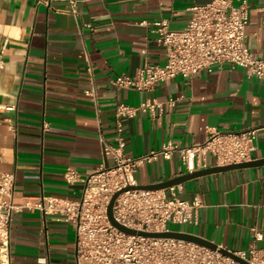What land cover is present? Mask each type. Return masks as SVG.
Segmentation results:
<instances>
[{
	"label": "crops",
	"instance_id": "1",
	"mask_svg": "<svg viewBox=\"0 0 264 264\" xmlns=\"http://www.w3.org/2000/svg\"><path fill=\"white\" fill-rule=\"evenodd\" d=\"M207 1L0 0V174L14 173L15 204L32 205L42 194L78 198L83 181L67 182L64 171L73 168L85 178L110 166L102 147L115 144L117 120L128 157L167 142H203L213 127L256 128L250 160L264 158V76L222 62L190 78L159 81L151 91L111 84L118 74L133 76L147 63H164L154 21L167 19L169 29H182L190 7ZM248 1L245 40L264 58V0ZM148 96L175 103L155 115L116 117L118 103L137 105ZM182 173L176 154H158L140 163L133 176L137 184H149ZM177 194L188 201L198 196L202 205L197 224L171 229L232 251L252 242L264 248V164L191 178L177 185ZM255 230L261 239H254ZM74 239L70 222L23 207L11 216L10 264H76Z\"/></svg>",
	"mask_w": 264,
	"mask_h": 264
},
{
	"label": "built area",
	"instance_id": "2",
	"mask_svg": "<svg viewBox=\"0 0 264 264\" xmlns=\"http://www.w3.org/2000/svg\"><path fill=\"white\" fill-rule=\"evenodd\" d=\"M75 1L70 0L72 5ZM190 10V18L179 30L169 29L167 19L153 22L156 41L164 47V63H147L133 76L126 73L116 75L111 84L117 90L134 87L151 91L159 81L177 75L190 78L196 72L210 71L222 62L246 68L249 76H264V58L255 56L245 40L248 0H209L191 6ZM3 66L0 58V70ZM174 103L173 98L160 101L148 96L137 105L118 103L115 115L117 118L133 117L138 111L155 115L163 111L164 104L172 106ZM121 130V123L117 120L115 144L103 143V154L113 161L110 166L100 167L85 178L73 168L64 171L67 182L83 181L78 198L42 194L32 205H17L12 201L14 173L0 174V264H10L11 216L23 207L36 208L43 215L50 214L73 225L76 264H240L218 249L183 239L123 232L111 224L106 209L114 193L130 187L121 191L113 202L112 212L118 222L146 231H166L171 225L197 224L202 205L198 196L192 201L179 197L177 185L152 190L131 188L137 184L133 176L136 167L158 154L163 157L176 154L185 172L208 167L209 157L214 159V165L248 161L257 129L221 131L211 127L203 142L187 145L167 142L160 149L138 157L124 155ZM261 237V233L255 230L254 239ZM232 253L251 264H264V248L253 242Z\"/></svg>",
	"mask_w": 264,
	"mask_h": 264
},
{
	"label": "water",
	"instance_id": "3",
	"mask_svg": "<svg viewBox=\"0 0 264 264\" xmlns=\"http://www.w3.org/2000/svg\"><path fill=\"white\" fill-rule=\"evenodd\" d=\"M259 164H264V158L260 159H252L248 161H242V162H237V163H231V164H225V165H213L209 166L206 168H201V169H196L192 172H185L180 175H176L170 179L164 180V181H159L156 183H149V184H136L134 186H131V188H139V189H165L169 186L173 185H178L186 180H189L194 177H198L200 175L212 173V172H217L221 170H227V169H233V168H239V167H245V166H254V165H259ZM130 188V187H125L121 189L120 191L114 193L107 205V216L109 221L113 226H115L117 229L129 233V234H136V235H142V236H152V237H171V238H178V239H183L186 241H190L199 245H203L206 247H209L211 249H218L220 252L229 255L236 261H238L240 264H251L248 261L234 255L232 251L229 249L218 246L216 243L209 241L208 239H205L199 235L186 232V231H181V230H175V229H169L166 231H146V230H141V229H134L131 227H128L120 222H118L113 215L112 212V205L113 202L116 198V196L123 190Z\"/></svg>",
	"mask_w": 264,
	"mask_h": 264
},
{
	"label": "rangeland",
	"instance_id": "4",
	"mask_svg": "<svg viewBox=\"0 0 264 264\" xmlns=\"http://www.w3.org/2000/svg\"><path fill=\"white\" fill-rule=\"evenodd\" d=\"M170 228H174V226L171 225Z\"/></svg>",
	"mask_w": 264,
	"mask_h": 264
}]
</instances>
